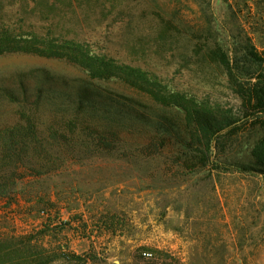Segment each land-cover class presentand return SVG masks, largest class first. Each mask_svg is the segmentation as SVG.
<instances>
[{
    "label": "rangeland",
    "instance_id": "rangeland-1",
    "mask_svg": "<svg viewBox=\"0 0 264 264\" xmlns=\"http://www.w3.org/2000/svg\"><path fill=\"white\" fill-rule=\"evenodd\" d=\"M6 33L0 131L30 120L47 134L77 117L78 129L117 141L107 153L82 152L84 141L72 155L27 161L31 170L0 198L1 242L48 264H264V172H182L184 114L116 70L135 69L164 97L231 117L236 130L220 160L258 168L252 151L264 128L246 119L212 51L248 39L264 54V0H0ZM33 37L35 48L80 46L94 69L113 72L91 80L65 56L15 50ZM158 139L157 155L140 153Z\"/></svg>",
    "mask_w": 264,
    "mask_h": 264
},
{
    "label": "trees",
    "instance_id": "trees-1",
    "mask_svg": "<svg viewBox=\"0 0 264 264\" xmlns=\"http://www.w3.org/2000/svg\"><path fill=\"white\" fill-rule=\"evenodd\" d=\"M11 38L9 34L0 37V54L10 49ZM38 38L33 37L28 43L30 46L17 47L15 50L41 56L67 58L68 62L81 66L90 72V79L95 80L113 72L109 65L101 64L99 69L91 66L87 54L80 46L73 44H63L58 51L52 45L45 48H35ZM50 45V44H47ZM212 56L218 61L227 73L231 83H233L241 98V108L246 119L253 118L254 126L258 123L260 129L264 128V54L259 53L252 43L245 39L242 43H237L233 49L224 50L217 46L212 51ZM123 78L135 88L149 94L158 104L164 107L174 106L179 108L184 114L186 129V140L183 141L184 151L176 157L177 162L182 161L180 170L191 174L201 170L227 171L229 167L237 168L243 172H264V137L255 146L252 156L255 158L256 167L244 166L241 163H232L228 160H220V152L231 146V137L236 130L235 121L231 117H218L199 106L188 104L180 97H164L157 87L152 86L143 74L131 68L120 69ZM149 86H152L149 89ZM75 116L78 114L75 113ZM250 117V118H249ZM77 117L67 120L64 128H49L47 134L40 133L35 123L28 120L24 125H16L9 129L0 131V198H8L11 194L9 187H13L17 180L25 176L20 175V171L26 166L27 161L38 159L39 155L49 154L52 150L59 152L64 149L69 154L77 152L82 143L88 142L82 152L92 153L110 152L113 145H116V135L111 133L100 134L92 132L86 127L82 131L77 126ZM81 131V132H80ZM164 146L161 139L154 140L140 153L146 156L157 155ZM111 148V149H110ZM31 168V165H29ZM29 166L24 169L31 170ZM0 241V264H48L53 261L42 253H15L16 247L7 245ZM68 261L77 260L76 256L69 257L63 255Z\"/></svg>",
    "mask_w": 264,
    "mask_h": 264
},
{
    "label": "built area",
    "instance_id": "built-area-1",
    "mask_svg": "<svg viewBox=\"0 0 264 264\" xmlns=\"http://www.w3.org/2000/svg\"><path fill=\"white\" fill-rule=\"evenodd\" d=\"M144 256H145L146 258H149V257H150V254L146 253V254H144Z\"/></svg>",
    "mask_w": 264,
    "mask_h": 264
}]
</instances>
